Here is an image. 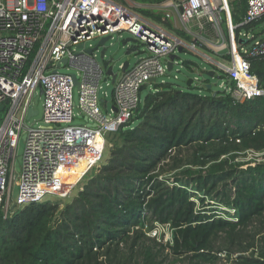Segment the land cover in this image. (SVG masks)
<instances>
[{"label":"trees","instance_id":"obj_1","mask_svg":"<svg viewBox=\"0 0 264 264\" xmlns=\"http://www.w3.org/2000/svg\"><path fill=\"white\" fill-rule=\"evenodd\" d=\"M229 8L239 24L245 0ZM138 10L190 39L160 14ZM263 19L237 26L236 42ZM250 70L264 90V56L251 57ZM209 81L152 82L75 196L61 207L45 199L0 214V264H264V159L237 161L264 153V94L236 102L206 88ZM68 185L65 193L76 183ZM154 222L170 224L169 241L146 234Z\"/></svg>","mask_w":264,"mask_h":264},{"label":"built area","instance_id":"obj_2","mask_svg":"<svg viewBox=\"0 0 264 264\" xmlns=\"http://www.w3.org/2000/svg\"><path fill=\"white\" fill-rule=\"evenodd\" d=\"M245 2V14L237 25L231 22L228 0H181L176 4L182 23L199 27L206 22L217 29L221 13H225L230 58L227 64L212 63L226 73L219 88L236 102L264 94L257 76L250 70V58L264 56V34L259 35L264 32L241 29L237 39L246 40L245 44L236 42L234 32L237 26L264 15V0ZM160 24L119 0H0L2 216L29 202L59 196L52 184L69 165L89 162L82 178L102 160L108 136L134 115L141 101V88L151 85V78L156 82L158 76L165 74L169 56L186 45L185 40L170 34ZM122 31L140 42L143 49L135 50L139 55L123 71V63L119 64L107 101L103 83L108 86L111 76L95 60L94 50L88 52L93 46L87 42H98L108 35L112 38ZM190 46L194 48L195 43ZM68 65L76 69L78 85L73 83ZM62 66L66 71H60ZM193 81L199 84L198 78ZM75 87L83 118L79 124H71ZM36 97L42 109L41 125L33 128L26 120L38 114H29L30 109H36ZM20 140L24 148L17 169L15 158ZM171 232L170 224L161 222L146 229L149 237L158 240L162 236L170 240Z\"/></svg>","mask_w":264,"mask_h":264},{"label":"rangeland","instance_id":"obj_3","mask_svg":"<svg viewBox=\"0 0 264 264\" xmlns=\"http://www.w3.org/2000/svg\"><path fill=\"white\" fill-rule=\"evenodd\" d=\"M123 3H129L132 5V7L135 9H143V10H150L154 14H160L164 20H166L170 25L171 28H176L179 30H182L186 34L190 36L189 40H186L184 38H181L176 35V33L168 28L165 24L161 23L160 25L168 30V32L174 36H177L183 40L186 43V45L181 48V51L176 49L173 54L176 55V58L174 59V64L170 71H166L165 74L160 75L157 77L156 82H171L174 84H177L181 87L184 86L185 82L189 78H198L199 82L203 84L204 80L208 77L206 76L205 72L213 69L215 71V77L210 78V84H212V90L216 91L219 89V85L223 78L217 77L221 76L220 74H223V72L217 68L212 62H222L227 64L229 59L226 58V56L229 54L230 56V40H229V32L228 37L226 36L225 30L223 29V20L221 21V24L219 27L213 28L209 23L202 22V27L194 25V23L190 24H183L182 21L178 17V9L176 7V4L181 3V0H172L174 3L170 5V0H162L159 3H140L133 0H119ZM236 0H228L229 4L234 3ZM148 17V16H145ZM150 18V17H148ZM226 23V22H225ZM227 27V24L225 25ZM255 26L256 31L263 32L264 30V19L261 21H258ZM264 33H260L259 35H263ZM130 37V35L122 31L121 33H115L112 38L108 39L104 46L106 48L104 58H100V50L102 46H99L98 49L94 50V58L99 63V65L102 68L106 67H112V70L115 74L119 72V64H122L125 61H128L131 65L136 60L137 56L139 54L135 53V50H142L143 45L139 42H125L124 40L126 38ZM91 43L92 46L96 45L97 41H89L87 42ZM191 43H195V47H191ZM210 57V58H209ZM184 61H192L194 63L198 64V68L195 70L188 69L183 62ZM69 67V71L76 72V69ZM60 71H66V67L62 66L60 67ZM109 85L106 86L105 83H103L104 89L107 90L108 95L106 96V100L110 101L111 98V90H112V84H111V77L108 79ZM198 82H193V85L197 84ZM151 85H147L143 88L141 92V98H143L146 93L151 89ZM73 101L75 103V106L73 107V120L71 124H79L83 122L82 113L80 112V109L78 107L79 105V96H78V90L77 87L73 90ZM34 108H36L39 112L38 114L32 116L29 120H26V124L28 126H31L33 128L39 127L41 125V104L40 99L36 97L34 99ZM114 138V135L111 134L107 138L106 146H109L112 143V140ZM24 143L23 140H20L18 143L16 158H15V166L17 169H19L21 165V159H22V153H23ZM189 153V151H186ZM184 152L183 155H187L188 153ZM104 158V156H103ZM264 159V153L262 152H254V151H246L243 155L239 156L237 158V161H251V164H254L255 161H261ZM84 162V161H83ZM79 163L76 166V169L81 172L79 169ZM75 168V166H73ZM78 167V168H77ZM245 167V165H243ZM90 171H88L82 178L81 174H79L80 178L79 182L68 191V193L62 195V196H48L46 199L51 200L52 202H57L59 206H63L64 202L72 198L77 194L79 189L82 187L84 182L87 179V176ZM62 194V193H61ZM207 202H210L207 200ZM215 212L212 211L210 213ZM221 213V212H218ZM225 215L224 213H222ZM219 215V214H217ZM146 224H150V220L146 219ZM150 228V227H148ZM147 228V229H148ZM156 241L160 243H165L169 240L163 239V236L158 239L154 238ZM167 240V241H166ZM167 252V251H166Z\"/></svg>","mask_w":264,"mask_h":264},{"label":"water","instance_id":"obj_4","mask_svg":"<svg viewBox=\"0 0 264 264\" xmlns=\"http://www.w3.org/2000/svg\"><path fill=\"white\" fill-rule=\"evenodd\" d=\"M108 39H110V36H109V35H108V36H105V37H103V38H101V39L96 43V45H94L91 49L88 50V52L91 53L92 49H93V50H96V49H98L99 46H102V48H101V50H100V58L103 59V58H104V55H105V51H106V48H105L104 44H105V42H106ZM124 41H125V42H135L136 40H135L134 38H132V37H128V38H126ZM237 42H238V43H241V44H245V43H246V40H244V39H238ZM178 50L181 51V48H178ZM175 58H176V55H175V54H171V55L169 56V60L167 61V70H168V71L171 70V68H172V61H173ZM62 62L65 63L66 60L63 59ZM127 65H128V61L123 62V68H122V71L125 69V67H126ZM105 69H106V74L109 75V76H111V80H112V82H113L114 79H115V77H116V74L113 72L112 67H106ZM205 74H206V76L209 77V78H213V77H215V71H214L213 69H210V70L206 71ZM71 76H72L73 83H74L75 85H78V80H77L76 74L73 72V73H71ZM149 81H150V83L155 82V78H151ZM192 81H193L192 78L187 79V81H186L187 86L190 85V84L192 83ZM205 86H206V88H211V87H212V84H210V83H206ZM41 93H42V88H41V86H39V94H41ZM103 102H104V99L101 98V99H100V103L102 104ZM0 108H1V106H0ZM37 111H38L37 109H30V110H29V114H36V113H38Z\"/></svg>","mask_w":264,"mask_h":264},{"label":"bare ground","instance_id":"obj_5","mask_svg":"<svg viewBox=\"0 0 264 264\" xmlns=\"http://www.w3.org/2000/svg\"><path fill=\"white\" fill-rule=\"evenodd\" d=\"M79 174L80 172L76 168L69 165L63 173L57 175L54 183L52 184V189L59 195L61 193H65L69 187V182H75L76 184L79 182Z\"/></svg>","mask_w":264,"mask_h":264},{"label":"crops","instance_id":"obj_6","mask_svg":"<svg viewBox=\"0 0 264 264\" xmlns=\"http://www.w3.org/2000/svg\"><path fill=\"white\" fill-rule=\"evenodd\" d=\"M197 67H194L192 70H195ZM105 69V68H104ZM204 82V81H203ZM210 83V82H209ZM204 84V83H203ZM206 84V83H205ZM199 85H201V83L199 82ZM212 88V87H211Z\"/></svg>","mask_w":264,"mask_h":264},{"label":"clouds","instance_id":"obj_7","mask_svg":"<svg viewBox=\"0 0 264 264\" xmlns=\"http://www.w3.org/2000/svg\"><path fill=\"white\" fill-rule=\"evenodd\" d=\"M192 82H194V81H192Z\"/></svg>","mask_w":264,"mask_h":264}]
</instances>
